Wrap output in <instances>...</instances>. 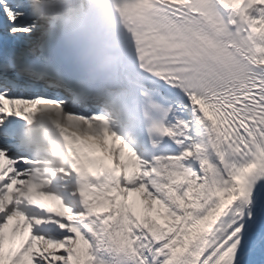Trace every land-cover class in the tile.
Returning <instances> with one entry per match:
<instances>
[{"label": "snow or ice", "instance_id": "obj_1", "mask_svg": "<svg viewBox=\"0 0 264 264\" xmlns=\"http://www.w3.org/2000/svg\"><path fill=\"white\" fill-rule=\"evenodd\" d=\"M0 264H264V0H0Z\"/></svg>", "mask_w": 264, "mask_h": 264}]
</instances>
